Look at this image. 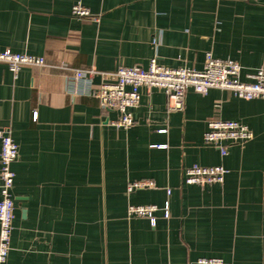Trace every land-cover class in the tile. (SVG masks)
<instances>
[{
    "label": "crops",
    "instance_id": "1",
    "mask_svg": "<svg viewBox=\"0 0 264 264\" xmlns=\"http://www.w3.org/2000/svg\"><path fill=\"white\" fill-rule=\"evenodd\" d=\"M81 3L89 16L75 17ZM43 57L15 76L0 63V128L19 146L6 264H264V99L188 90L181 110L142 87L134 126L97 97L74 96L67 76L94 69L95 86L151 59L202 70L231 59L241 81L264 65V0H0V52ZM234 120L252 139L223 156L206 144L211 120ZM1 154V144H0ZM223 165V185L189 186L192 165ZM153 189L128 192L129 183ZM168 190L171 194L168 195ZM169 203L170 217H130V205Z\"/></svg>",
    "mask_w": 264,
    "mask_h": 264
},
{
    "label": "built area",
    "instance_id": "2",
    "mask_svg": "<svg viewBox=\"0 0 264 264\" xmlns=\"http://www.w3.org/2000/svg\"><path fill=\"white\" fill-rule=\"evenodd\" d=\"M75 17L89 16V10L81 3L72 8ZM0 63H5L10 71L17 76L24 66L43 67V57L15 53L10 49L0 52ZM242 68L234 60L220 59L208 52L202 70L177 68L172 69L159 64L154 57L148 69L140 67H120L113 73L112 82H104L95 86L94 69L76 70L67 76V91L74 96L97 97L103 109L115 110L119 120L115 125L130 129L134 126L132 111L141 102V88H156L166 95L170 108L181 110L185 104L186 93L192 89L198 94L206 95L211 89L227 90L236 97L251 101L264 99V65L251 76V82L241 81ZM253 133L246 125L234 120L216 119L208 123L204 134V142L219 148L222 155L228 153L232 144L244 143L252 139ZM0 264H6L11 250L12 233L14 230L16 204L13 195L16 173L13 164L19 158V146L15 142L9 128H0ZM228 169L223 165L204 167L192 165L185 170L184 183L189 186L223 185ZM156 185L150 180L129 183L128 192L140 189H153ZM171 191L168 190V195ZM130 217L149 219L152 226L156 225V213L162 212L165 218L170 217L169 203L163 208L157 205H130ZM198 264H223L220 258H200Z\"/></svg>",
    "mask_w": 264,
    "mask_h": 264
}]
</instances>
